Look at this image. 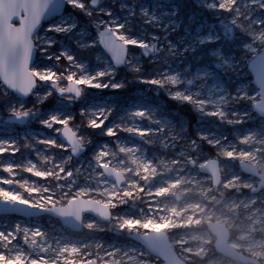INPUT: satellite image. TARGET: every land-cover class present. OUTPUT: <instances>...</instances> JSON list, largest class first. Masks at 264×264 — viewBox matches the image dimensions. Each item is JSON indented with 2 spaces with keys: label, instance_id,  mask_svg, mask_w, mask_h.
Wrapping results in <instances>:
<instances>
[{
  "label": "snow or ice",
  "instance_id": "snow-or-ice-1",
  "mask_svg": "<svg viewBox=\"0 0 264 264\" xmlns=\"http://www.w3.org/2000/svg\"><path fill=\"white\" fill-rule=\"evenodd\" d=\"M192 182L264 195V0H0V264H194Z\"/></svg>",
  "mask_w": 264,
  "mask_h": 264
},
{
  "label": "rangeland",
  "instance_id": "rangeland-1",
  "mask_svg": "<svg viewBox=\"0 0 264 264\" xmlns=\"http://www.w3.org/2000/svg\"><path fill=\"white\" fill-rule=\"evenodd\" d=\"M166 207L172 209L173 216L183 225L179 231L199 249L201 258L194 264H243L216 251L215 236L208 228L214 221L229 228L233 247L264 264V195L250 202L246 192L244 195L231 190L217 192L192 182L174 187L166 199ZM176 220L154 227L156 230L175 227ZM190 228L195 232L186 234Z\"/></svg>",
  "mask_w": 264,
  "mask_h": 264
},
{
  "label": "water",
  "instance_id": "water-1",
  "mask_svg": "<svg viewBox=\"0 0 264 264\" xmlns=\"http://www.w3.org/2000/svg\"><path fill=\"white\" fill-rule=\"evenodd\" d=\"M208 228L215 236L214 247L220 254L243 264H260L258 259L246 255L230 244L231 233L224 223L214 221L209 224Z\"/></svg>",
  "mask_w": 264,
  "mask_h": 264
},
{
  "label": "bare ground",
  "instance_id": "bare-ground-1",
  "mask_svg": "<svg viewBox=\"0 0 264 264\" xmlns=\"http://www.w3.org/2000/svg\"><path fill=\"white\" fill-rule=\"evenodd\" d=\"M195 232V229L190 228V230L186 231V234H193Z\"/></svg>",
  "mask_w": 264,
  "mask_h": 264
},
{
  "label": "trees",
  "instance_id": "trees-1",
  "mask_svg": "<svg viewBox=\"0 0 264 264\" xmlns=\"http://www.w3.org/2000/svg\"><path fill=\"white\" fill-rule=\"evenodd\" d=\"M201 261H203V260H201ZM201 261H199V262H201Z\"/></svg>",
  "mask_w": 264,
  "mask_h": 264
}]
</instances>
